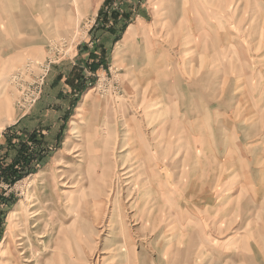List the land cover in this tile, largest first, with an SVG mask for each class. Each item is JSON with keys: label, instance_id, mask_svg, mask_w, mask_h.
<instances>
[{"label": "rangeland", "instance_id": "rangeland-1", "mask_svg": "<svg viewBox=\"0 0 264 264\" xmlns=\"http://www.w3.org/2000/svg\"><path fill=\"white\" fill-rule=\"evenodd\" d=\"M25 1L0 2V162L6 155L4 162L9 164L17 156L19 142H26L32 133L36 135L27 150L34 156L31 172L10 186L0 181L4 197H12L0 226V264H165L164 261L173 264L168 257L191 260L193 253L188 251L195 239L181 234L176 240L175 234L179 230L191 232L187 209L194 212L203 208V204L194 206L195 201L188 197L201 195L198 202L204 200L213 205V196L208 187V190L199 188L194 195V183L187 162L183 161L185 151L190 150L189 141L187 144L186 140L175 138L176 126L163 125L155 113L147 117L146 108L144 125L140 121L141 104H132L127 96V58L122 61L121 56H113L111 47L97 61L90 54L89 64L82 57H72L82 43L96 39L94 36L103 31L108 18L118 21L115 28L113 25L109 28L121 33L131 12L111 10L121 1L111 0L104 8L107 21L103 23V19L97 21L100 0L96 7L76 15L74 0ZM59 9L69 11L70 22L59 16ZM34 49H40L41 55L32 54ZM66 50L63 56L59 55ZM47 55L56 57V61L38 99L24 107L19 100L24 88L20 91V87L12 85L10 74L27 60L41 61ZM232 63L228 62L229 69ZM65 71L68 75L63 74ZM230 77L229 72L224 79L229 109L233 104ZM47 85L55 86L49 96L52 104H37ZM250 88L254 104H264V77L259 75L257 84ZM91 89L90 99L80 104ZM246 94H238L239 109L249 100ZM57 100H63V104ZM93 100L97 104H91ZM141 143L146 146L144 154L139 150ZM253 143L264 145V141ZM225 144L226 141L222 142L223 170L218 174L222 183L220 194L225 192L223 185L226 189L239 177L236 171L231 174L225 171V166L228 167ZM105 145L108 152L103 156L101 147ZM228 149L231 156L235 144L232 142ZM38 156L40 160L36 159ZM258 157L264 160L261 151ZM103 158L112 164V170L121 173L118 169L127 159L132 171L123 175L110 173L106 178ZM209 181L207 185L211 187L212 175ZM150 187L157 195L146 193L140 199L139 194ZM235 187L236 184L234 190ZM227 193L228 202H221L215 215L210 207L209 218L203 221L206 229L218 232L209 239L223 249L224 260L232 261L237 256V264H264V203L252 210L246 198L236 200ZM220 199L225 200V196L220 195ZM218 210L223 215L219 222L214 219ZM173 241L178 247L174 251ZM182 244L187 246L185 252L179 247ZM196 257L201 260L207 255L200 251ZM216 257L217 254L211 253L208 261L213 262Z\"/></svg>", "mask_w": 264, "mask_h": 264}, {"label": "crops", "instance_id": "crops-1", "mask_svg": "<svg viewBox=\"0 0 264 264\" xmlns=\"http://www.w3.org/2000/svg\"><path fill=\"white\" fill-rule=\"evenodd\" d=\"M103 1L100 0L97 6ZM23 7L28 14L27 5ZM117 7L110 9L119 13L126 10L127 13L131 12L125 29L116 33L109 26L115 28L118 21L108 18L101 28L103 31L94 36L96 39L90 42L86 40L75 49L72 57H82L89 64L91 56L96 57L97 61L111 47L113 56H121L122 61L127 58V96L132 99V104H141L140 121L144 125L143 113L146 108L147 117L155 113L163 125H175V138L186 140L187 144L189 141L190 150L185 151L183 161L187 162V170L194 183V195L198 194L199 188L212 189L213 205L204 200L198 202L201 195L194 199L188 197L195 201L194 206L203 204V208L194 212L187 209L186 217L191 232L182 233L179 230L175 234L176 240L181 234L195 239L188 251L193 253L192 259L173 261L167 256L170 262L237 264V256H232V261L222 259L225 254L223 249L209 239L216 237L218 232L213 228L206 229L203 221L208 220L210 207L215 215V209L221 207V202H228L227 191L236 200L239 197L246 198L252 210L264 203V160L260 161L258 157L261 151L263 158L264 145H253V142L264 141V104H254L250 99V87L257 84L259 75L264 77V0H121ZM59 12L60 17L70 22L71 19L67 17L69 11L59 9ZM31 53L40 56L42 52L34 49ZM104 54L106 56V52ZM229 61H233L230 69ZM68 71L63 74L68 75ZM229 72L232 76L231 109L226 104L224 85ZM54 89L53 85L44 86L43 95L37 104H52L49 96ZM239 92H246L249 97L246 104H241V109L237 104ZM88 96V92L84 94L80 104L87 103L90 99ZM255 99L257 101V96ZM57 102L63 104V100ZM91 104L97 103L93 100ZM224 141L228 163L225 171L228 174L236 171L239 177L229 183L230 187L225 189L223 185L225 192L220 194L218 189L222 183L218 174L223 170ZM232 142L235 151L230 156L228 148ZM246 142H252V145ZM211 175L213 185L210 187L207 181ZM220 195L225 196V200L220 199ZM222 218L218 210L214 219L219 222ZM172 243L174 251L178 247L175 241ZM179 247L184 251L187 246L182 244ZM200 251L207 257L196 260V254ZM210 252L217 254V260L213 258V262L208 261Z\"/></svg>", "mask_w": 264, "mask_h": 264}, {"label": "trees", "instance_id": "trees-1", "mask_svg": "<svg viewBox=\"0 0 264 264\" xmlns=\"http://www.w3.org/2000/svg\"><path fill=\"white\" fill-rule=\"evenodd\" d=\"M110 1L111 0H104L101 4L97 14V21L103 19V23H106L107 20L104 8L110 3ZM112 15L114 18V14ZM33 140H36V135L34 133L27 136L26 142L20 141L17 148V156L13 158L9 164L4 162L6 155L3 157L2 162H0V181H3L10 186L31 172L30 165L34 156L28 154L27 150L29 148L28 144ZM36 159L40 160L41 157L38 156ZM10 198L12 197H4V190L0 187V226L2 223V217L7 210L6 207H8V199Z\"/></svg>", "mask_w": 264, "mask_h": 264}, {"label": "built area", "instance_id": "built-area-1", "mask_svg": "<svg viewBox=\"0 0 264 264\" xmlns=\"http://www.w3.org/2000/svg\"><path fill=\"white\" fill-rule=\"evenodd\" d=\"M49 48L51 47L49 46ZM66 52L67 50L59 55L63 56ZM55 61L56 57L47 55V57L41 61L27 60L23 66L11 72L9 78L10 83L20 87V91L24 88L22 94L19 96V100L24 107L34 103L38 99L42 91L44 80L51 65L55 63ZM29 76V80L24 82V79Z\"/></svg>", "mask_w": 264, "mask_h": 264}, {"label": "bare ground", "instance_id": "bare-ground-1", "mask_svg": "<svg viewBox=\"0 0 264 264\" xmlns=\"http://www.w3.org/2000/svg\"><path fill=\"white\" fill-rule=\"evenodd\" d=\"M98 0H74L73 2L75 3V6H74V13H75V15L76 14H78L79 12H83V13H85V12H87L91 7H96V2H97ZM70 16L71 15H69V14H67V17L70 19ZM73 19V18H72ZM247 79V78H246ZM93 89H91V90H89L88 91V93L90 92V91H92ZM247 95V94H246ZM240 99V98H239ZM241 100V99H240ZM242 101H244V100H242ZM241 101V102H242ZM239 102V101H238ZM233 112V111H232ZM174 127H175V125H174ZM165 128V127H164ZM109 129H110V127H109ZM112 129V128H111ZM175 130V129H174ZM173 132V131H172ZM163 133V132H162ZM109 134V133H108ZM113 135H114V133H112ZM164 134V133H163ZM164 136V135H163ZM174 136V135H173ZM103 137V136H102ZM112 138H114L113 136H112ZM110 140V139H109ZM113 140V139H112ZM111 140V141H112ZM124 140H127V137L126 138H124ZM174 140V139H173ZM104 142H105V139H104ZM103 142V143H104ZM111 144V143H110ZM114 144V143H113ZM165 145H166V143H165ZM103 147V148H102ZM101 147V150H102V152H103V156H106L107 154L105 153V152H108V148H107V145H105V146H102ZM126 147V146H125ZM172 147V146H171ZM127 148V147H126ZM139 150H140V153L141 154H144V152L146 151V146L145 145H142V143H141V145H139ZM173 152V151H172ZM93 156V155H92ZM176 156V155H175ZM174 157V156H173ZM102 163H104L103 165H104V167H103V176H105L106 178H107V176H109V174L110 173H114V172H116V171H114V170H112L113 168H112V164L107 160V159H104L103 158V161H102ZM120 164H122V163H120ZM169 165V164H168ZM221 167V166H220ZM116 168V167H115ZM172 168V167H171ZM117 170V169H116ZM118 170H122V173L121 172H119V171H117L116 173H118V174H120V175H123V174H128L127 172H131L132 171V167H129V164L127 165V159L125 160V162L122 164V166L118 169ZM173 170V169H172ZM113 171V172H112ZM153 171V170H152ZM152 171H150V172H152ZM221 171V170H220ZM146 173V172H145ZM132 175V174H131ZM127 176V175H126ZM92 180V179H91ZM97 180V179H96ZM105 180V179H104ZM210 182V181H209ZM129 183V182H128ZM91 184V183H90ZM93 184V183H92ZM91 184V185H92ZM134 185V184H133ZM136 185V184H135ZM93 186V185H92ZM97 187V186H96ZM101 188V187H100ZM106 188V187H105ZM98 190V189H97ZM106 190V189H105ZM146 193H151L152 195H157L156 194V191L155 192H152V188L150 187V189L149 190H147V191H144V193H140L139 194V198L141 199L143 196H145L146 195ZM129 197V196H128ZM151 197V196H150ZM119 200H118V203H117V206H118V208H119V210H120V205H119ZM149 203V202H148ZM157 203V202H156ZM147 204V203H146ZM152 204V203H151ZM148 205V204H147ZM144 206L142 205V208H143ZM147 209V208H146ZM116 210V209H115ZM97 211V210H96ZM116 214V213H115ZM122 215V214H121ZM79 215L78 214H76V218L78 217ZM124 216V215H123ZM75 218V219H76ZM141 218V217H140ZM143 224V223H142ZM123 226V225H122ZM145 229V228H144Z\"/></svg>", "mask_w": 264, "mask_h": 264}]
</instances>
